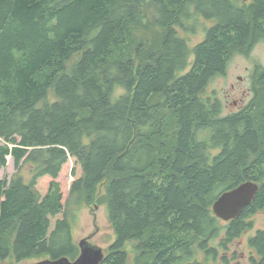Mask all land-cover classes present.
I'll use <instances>...</instances> for the list:
<instances>
[{"label":"trees","instance_id":"1","mask_svg":"<svg viewBox=\"0 0 264 264\" xmlns=\"http://www.w3.org/2000/svg\"><path fill=\"white\" fill-rule=\"evenodd\" d=\"M261 41L264 0H0V170L17 169L0 177V260H75L69 214L104 185L100 264H128L130 241L135 264L215 262L264 211V65L237 112L207 92ZM245 181L259 191L224 224L213 204ZM248 245L264 264V229Z\"/></svg>","mask_w":264,"mask_h":264},{"label":"rangeland","instance_id":"2","mask_svg":"<svg viewBox=\"0 0 264 264\" xmlns=\"http://www.w3.org/2000/svg\"><path fill=\"white\" fill-rule=\"evenodd\" d=\"M204 25H209L211 21H205ZM202 27V26H201ZM206 35L202 28L198 29L197 33L190 34V42L196 44L201 41ZM264 65V42H259L249 54L237 53L231 59L227 73L224 76L217 77L209 86L208 94L215 95L222 102L224 114L237 112L248 105L254 98V86L252 84V71L256 65ZM118 94V92H117ZM31 165L24 163L20 173L28 180L31 178ZM73 161L70 159L64 173L58 178L61 183L62 192L64 194L63 201L65 202L69 196L71 183L73 181ZM17 173L12 157H8V163L5 168L0 170V177L7 176L9 179ZM63 181V183H62ZM70 225L73 235V241L80 252V243L84 238L91 234L89 242L93 245L101 247L105 254L110 244L115 239V233L108 216V205L105 201V186L102 185L91 204L83 202L79 207L75 208L74 213L69 214ZM253 228L246 231L233 244H231L230 255L234 252V259H231L232 264H255L252 263L250 257L254 255V251L248 245V239L254 235L258 229H264V211L258 212L253 217ZM135 242L127 243L126 248L129 252L128 264H135L136 249ZM225 250L220 249L219 257L214 262L210 260V264H221L223 258H227ZM48 255L29 258L20 262L14 260L11 255L5 261L0 260V264H34L43 260H48ZM203 259V255L201 256ZM208 262V263H209Z\"/></svg>","mask_w":264,"mask_h":264},{"label":"water","instance_id":"3","mask_svg":"<svg viewBox=\"0 0 264 264\" xmlns=\"http://www.w3.org/2000/svg\"><path fill=\"white\" fill-rule=\"evenodd\" d=\"M258 191L259 184L254 181H245L236 188L221 193L213 204V212L221 220H234L252 204ZM92 235L81 241L80 254L75 260L68 257L57 260L49 258L34 264H100L105 257V252L101 247L89 242Z\"/></svg>","mask_w":264,"mask_h":264},{"label":"flooded vegetation","instance_id":"4","mask_svg":"<svg viewBox=\"0 0 264 264\" xmlns=\"http://www.w3.org/2000/svg\"><path fill=\"white\" fill-rule=\"evenodd\" d=\"M222 221H223V220H222ZM223 223H224V224H228V223H230V221H228V222H227V221H223ZM233 243H234V242H233ZM233 243H232V244H233ZM230 249H231V245L228 247L227 250L224 251L225 254L227 255V258H226V259H227L228 262H227V263H221V264H232V263H231V259H234V256H235V253H236V252H235V253L233 252V253L230 255ZM255 257H256V254L254 253V255L252 254V256L250 257V259L252 260V259L255 258ZM252 263H253V262H252ZM203 264H210V262H209V263H204V262H203Z\"/></svg>","mask_w":264,"mask_h":264}]
</instances>
